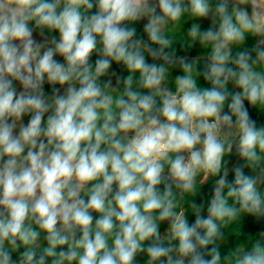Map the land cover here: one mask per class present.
Segmentation results:
<instances>
[{
  "label": "clouds",
  "instance_id": "clouds-1",
  "mask_svg": "<svg viewBox=\"0 0 264 264\" xmlns=\"http://www.w3.org/2000/svg\"><path fill=\"white\" fill-rule=\"evenodd\" d=\"M253 112L264 0H0V264H264Z\"/></svg>",
  "mask_w": 264,
  "mask_h": 264
},
{
  "label": "trees",
  "instance_id": "trees-1",
  "mask_svg": "<svg viewBox=\"0 0 264 264\" xmlns=\"http://www.w3.org/2000/svg\"><path fill=\"white\" fill-rule=\"evenodd\" d=\"M252 42L249 41V45L251 44ZM253 116L254 118H257L258 120H264V117H259L257 116V114L255 112H253ZM261 226L260 225H256V226H253L251 223H246L245 225V231H252V230H256L258 228H260Z\"/></svg>",
  "mask_w": 264,
  "mask_h": 264
},
{
  "label": "rangeland",
  "instance_id": "rangeland-1",
  "mask_svg": "<svg viewBox=\"0 0 264 264\" xmlns=\"http://www.w3.org/2000/svg\"><path fill=\"white\" fill-rule=\"evenodd\" d=\"M25 119H27V118H25Z\"/></svg>",
  "mask_w": 264,
  "mask_h": 264
}]
</instances>
